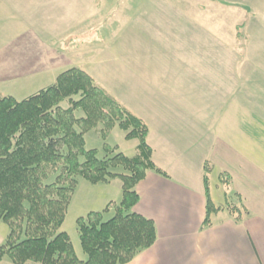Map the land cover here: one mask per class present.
Segmentation results:
<instances>
[{
  "label": "crops",
  "instance_id": "1",
  "mask_svg": "<svg viewBox=\"0 0 264 264\" xmlns=\"http://www.w3.org/2000/svg\"><path fill=\"white\" fill-rule=\"evenodd\" d=\"M215 1L224 6L223 13L227 12V17L222 18L221 22L211 18L212 21L216 20L213 21L211 32H214L215 25L221 24L226 33L222 35L221 46V57L226 59L222 63L225 64L223 68L226 66L227 76L222 85L221 136L218 138V143L222 144L220 150H214V143L210 142L208 146L205 142L202 148L191 153V144L198 141L191 137L196 138L206 131L199 129L200 122L190 119L189 124H186L188 130L182 132L181 128L185 127L182 125V117L173 115L174 119L172 115L165 113L169 109L170 112L173 110L172 113H180L181 107H192V100L171 98L175 94L171 95L167 91L161 93L164 96L169 94L170 98L149 97L145 82L139 83L134 75L127 78V81L133 82H127V87L129 93L136 89L135 93L131 98H122L114 88L115 82L112 83L113 75L117 77L120 68L111 69L113 62L110 58L96 60L101 73L98 69L88 71L96 83H101L102 80L104 84H100L101 87L147 123V142L152 148V160L168 174L165 177L149 170L136 185L140 199L134 206V211L154 221L157 239L151 247L139 252L127 264H264V0ZM171 6L176 4H169L168 8ZM177 7L180 10L181 4ZM68 9L67 7L66 16L61 10L59 17L48 12L41 18L48 23L52 22V18L54 20L55 17L58 19L65 16L64 24L67 23ZM234 16L238 18L236 21ZM99 22L98 28L101 30L102 20ZM160 22L162 21L152 19L153 24L157 23L155 30ZM41 24L44 26L42 22ZM232 25L236 30L233 38L230 32ZM60 28L62 27L46 28L47 38L32 31L36 36L34 43L45 45L47 52H42L40 57L38 55L41 52H37L36 61L32 60L29 64L26 61V65L19 68L13 62V70H25L20 69L10 76L0 78V83L39 71L40 65L52 70V80H56L62 69L66 70L74 65L85 68L81 65L85 58L78 54L84 58L78 61L72 58L71 53L75 49L81 51L86 43L92 44L96 39H80L79 36L78 39L71 38L69 27ZM158 33L165 32L159 28ZM63 36L65 38L61 39ZM232 39L237 44L230 49ZM100 41L102 36L99 37V43ZM241 46L243 49H240ZM108 68L111 69L110 73ZM209 121L212 124L213 120ZM225 125L226 128H231L227 132L224 131ZM205 163L212 167L211 172L218 166L221 173H226L229 185L218 182L213 191L209 174V195L219 209L210 215L211 223L202 228L206 215L203 181ZM242 207L248 213L240 214L238 220L237 209ZM230 208L235 209L234 213ZM1 241L2 237L0 244ZM0 264L14 263L4 258L0 260ZM24 264L37 263L27 261Z\"/></svg>",
  "mask_w": 264,
  "mask_h": 264
},
{
  "label": "trees",
  "instance_id": "2",
  "mask_svg": "<svg viewBox=\"0 0 264 264\" xmlns=\"http://www.w3.org/2000/svg\"><path fill=\"white\" fill-rule=\"evenodd\" d=\"M68 102V107L61 102ZM82 110L83 116L75 111ZM101 125L107 138L118 126L127 140L137 139L129 157L117 146L104 144V157L85 149V133ZM147 123L98 85L81 68L61 72L47 88L17 100L0 95V224L9 232L0 244V260L14 264H127L157 239L152 219L134 211L140 199L136 185L149 170L168 177L152 160ZM211 166L204 165L206 215L219 209L209 195ZM83 178L92 184L121 181L122 198L101 211L77 219L80 245L86 259L77 257L67 232L60 230L67 208ZM229 185L228 175L219 176ZM234 213L235 209L230 208ZM113 212L108 219L104 213ZM247 214L245 207L237 209Z\"/></svg>",
  "mask_w": 264,
  "mask_h": 264
},
{
  "label": "rangeland",
  "instance_id": "3",
  "mask_svg": "<svg viewBox=\"0 0 264 264\" xmlns=\"http://www.w3.org/2000/svg\"><path fill=\"white\" fill-rule=\"evenodd\" d=\"M216 2L218 1L0 0V78L10 76L12 72L20 71V69L25 70L22 68L13 70V62L19 68L21 65H26V61L28 64L32 60L36 61L37 52H41L38 57L42 55V52H47L45 45L34 43L36 36L32 34V31L47 38L46 28L69 27L71 38L96 39L92 44L86 43L81 51L77 49L71 51L73 59L81 61L85 58V62L81 63L85 68L76 65L69 68L78 67L84 71L86 69L87 73L98 69L101 73L100 67L95 63L96 60L110 58L113 62L110 65L111 69L120 68L118 69L120 74L117 77L113 75L112 83L115 82L113 83L114 88L119 91L117 94L122 98L125 96L131 98L135 93L136 89L129 93L130 90L127 87V82L128 84L133 83L127 81V78L134 75L139 83L145 82L149 97L170 98L169 94L164 96L161 93V91H167L171 95L175 94L171 98L181 97L183 100H192V107L189 105L181 107L180 113H172L173 110L170 112V109L165 113L172 115L173 118V115L182 117L183 123H181L185 125L184 128H181L182 132L188 130L186 124H189L190 119L200 122L199 129L206 131L205 134H200L196 138L191 137L198 139L191 144V153L202 148L205 142L208 146L210 142L214 143V150H220L222 144L218 143V138L221 136L222 85L227 76L226 66L223 68L225 64L222 61L226 62V59L221 57V46L222 35L226 33L225 29L223 32L221 24L215 25L214 32H211L213 21H216H212L211 18L221 22L222 18L227 17V12L223 13L224 6ZM169 4H176V6L168 8ZM179 4H181L180 10L177 7ZM67 7L69 8L68 17H66L67 23L63 24ZM61 10L65 16L57 19ZM48 12H52L56 17L54 20L52 18V22L48 18L47 20L50 22L47 23L41 16ZM236 18L234 16V21L238 19ZM152 19H156L158 22L162 21L158 23L156 30L157 23L153 24ZM101 20L100 30L98 27ZM159 28L165 33H158ZM234 28V25L230 26L231 38L236 32ZM101 36L102 41L99 43ZM64 38L65 36L61 37V39ZM236 44L237 42L232 39L230 49L234 48ZM240 49H243L242 46ZM78 54L84 58L79 57ZM179 55L181 56L179 57ZM48 68L40 65L39 71L26 73L27 75L20 79L14 78V80L0 83V95H10L21 100L47 88L55 82L52 80V70ZM111 69L108 68V73ZM63 71V69L60 70L57 75ZM21 81L22 83H19ZM100 84H104V82L101 80L98 85ZM161 87L165 89L162 90ZM61 106L66 108L69 104L64 100L61 102ZM75 115L83 116L82 110L77 109ZM209 120H213L212 124ZM100 129L101 125L99 124L85 133V149H96L98 156L104 157L107 153L103 150V146L107 144L111 147L117 146V151L123 152L126 156L131 157L135 154L137 139L127 140L125 132L118 126H115L107 138L103 139ZM230 129V126L228 128L226 125L224 126V131L227 132ZM220 173L218 166L214 167L210 173L213 191L216 183H223L219 178ZM120 183L119 179L111 181L110 184H92L83 178L78 179L60 230L69 235L75 254L79 259H86V254L80 245L77 219L85 217L90 211H101L111 199L118 203L122 198ZM221 195L223 196V194ZM112 214L113 212H106L104 218L108 219ZM8 232V226L1 223L0 237L3 241Z\"/></svg>",
  "mask_w": 264,
  "mask_h": 264
}]
</instances>
